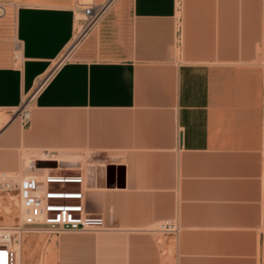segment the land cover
Here are the masks:
<instances>
[{"label": "crops", "instance_id": "obj_1", "mask_svg": "<svg viewBox=\"0 0 264 264\" xmlns=\"http://www.w3.org/2000/svg\"><path fill=\"white\" fill-rule=\"evenodd\" d=\"M105 1L0 0V172L19 150L95 158L100 255L68 264H264V0H111L74 43Z\"/></svg>", "mask_w": 264, "mask_h": 264}, {"label": "built area", "instance_id": "obj_2", "mask_svg": "<svg viewBox=\"0 0 264 264\" xmlns=\"http://www.w3.org/2000/svg\"><path fill=\"white\" fill-rule=\"evenodd\" d=\"M111 0L97 4H84L80 8V24L74 43H77L96 24ZM3 9L0 6V14ZM26 120V110L22 105L18 110ZM37 160H30L23 166L24 176L17 181L12 174L0 172V191H16L19 195L21 217L19 224L7 232L0 229V264H17L16 253L11 241L18 242L21 234L29 229L44 228L49 233L104 232L105 223L101 217L84 212L81 174H60L62 168H41ZM44 169L49 171L43 172ZM65 170H68L65 168ZM27 172H38L35 176H25ZM69 172V171H67ZM68 186H75L69 190ZM161 234H175L176 228L165 222L157 228Z\"/></svg>", "mask_w": 264, "mask_h": 264}, {"label": "rangeland", "instance_id": "obj_3", "mask_svg": "<svg viewBox=\"0 0 264 264\" xmlns=\"http://www.w3.org/2000/svg\"><path fill=\"white\" fill-rule=\"evenodd\" d=\"M177 5L180 6L179 1ZM180 12L177 8V21H180ZM27 103L23 106L27 109ZM17 115V111L14 113V117ZM28 124H26L27 126ZM25 126V127H26ZM78 157H74L73 154L69 155L67 153H45V152H26L23 150L16 151L15 157H12V163H15V171H10L12 177H15L17 181H20L19 177L24 176L23 166L30 160H34L41 156L46 158H56L58 156L62 157L64 160L69 161V163L60 164L58 167L62 168L60 174H79L81 173L83 177L86 167L91 163L92 159L87 153L78 154ZM81 155V156H80ZM30 156V157H29ZM4 157H0V167L5 166L3 161ZM52 162V161H47ZM55 167L57 165L54 162ZM54 167V168H55ZM68 169V170H65ZM73 168H79L74 170ZM69 171V172H67ZM81 171V172H80ZM38 172H27L25 171V176H35ZM69 190H75V186H68ZM21 211L19 204V195L16 191L4 192L0 191V229L11 230L16 227L20 222ZM105 232V231H104ZM104 232H85V233H68V232H57L49 233L45 231L44 228H36L35 231H25L24 240H29L28 242V255L31 259L30 264H42L44 256H52L51 262L49 264H68V258L76 256L86 255L91 257L92 263L98 260L101 250V240L100 237ZM17 243L11 241V247L17 250L18 261L20 263V245L15 246Z\"/></svg>", "mask_w": 264, "mask_h": 264}, {"label": "water", "instance_id": "obj_4", "mask_svg": "<svg viewBox=\"0 0 264 264\" xmlns=\"http://www.w3.org/2000/svg\"><path fill=\"white\" fill-rule=\"evenodd\" d=\"M37 166L41 167V168H54L55 164H54V162L38 161Z\"/></svg>", "mask_w": 264, "mask_h": 264}, {"label": "bare ground", "instance_id": "obj_5", "mask_svg": "<svg viewBox=\"0 0 264 264\" xmlns=\"http://www.w3.org/2000/svg\"><path fill=\"white\" fill-rule=\"evenodd\" d=\"M29 157H30V156H29ZM54 161H55V162H58V164H61V163H63V162H69L70 160H69V161H67V160H59V158H58V159H54ZM26 164H27V163H25V165H26ZM44 171L46 172L47 169H45ZM5 230H7V229H5ZM8 231L10 232L11 230H8ZM8 231H7V232H8ZM17 264H20L19 261H18Z\"/></svg>", "mask_w": 264, "mask_h": 264}]
</instances>
